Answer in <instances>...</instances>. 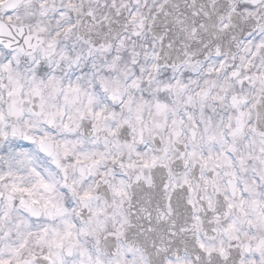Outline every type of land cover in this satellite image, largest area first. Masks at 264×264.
I'll use <instances>...</instances> for the list:
<instances>
[{"label": "snow or ice", "instance_id": "6c2138e0", "mask_svg": "<svg viewBox=\"0 0 264 264\" xmlns=\"http://www.w3.org/2000/svg\"><path fill=\"white\" fill-rule=\"evenodd\" d=\"M0 264H264V0H0Z\"/></svg>", "mask_w": 264, "mask_h": 264}]
</instances>
